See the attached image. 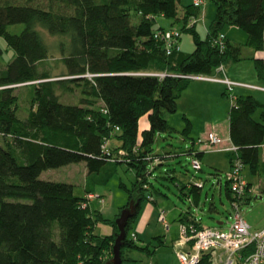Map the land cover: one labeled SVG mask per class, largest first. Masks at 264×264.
I'll use <instances>...</instances> for the list:
<instances>
[{"label": "trees", "instance_id": "obj_1", "mask_svg": "<svg viewBox=\"0 0 264 264\" xmlns=\"http://www.w3.org/2000/svg\"><path fill=\"white\" fill-rule=\"evenodd\" d=\"M45 1L46 8L35 0H0V38L14 53L0 69V264H108L119 233L115 220L132 200L140 204L127 223L121 258L133 262L125 249L152 253L148 249L159 246L143 247L130 233L142 203L153 197L149 176L159 165L150 169L147 158H162L153 153L155 138L173 131L166 115L177 111L178 99L191 82L174 75H211L220 65L243 60L241 47L226 39L223 49L214 45L225 27L241 29L247 34L246 46L263 50L264 0H210L215 17L204 40L195 24L187 27L200 8L189 5L178 19L180 0ZM132 11L140 17L137 25L131 22ZM156 16L181 20L194 50L166 55L163 43L153 38ZM18 24L23 25L21 32L8 31ZM44 33L64 40L62 79L52 80L40 69L49 53ZM3 55L0 45V59ZM255 65L264 79L263 62L256 60ZM19 87L29 94L24 119L18 115ZM75 91L79 104L61 102L63 93ZM143 116L149 127L139 133ZM184 120L182 133L187 135L190 122ZM229 136L243 167L264 179V105L250 95L236 97L229 111ZM112 138L121 148L106 149ZM233 158L230 154V165ZM81 162L88 170L85 196L75 195L72 184L40 179L46 170ZM107 163L123 164L135 174L130 188L120 185L128 203L113 220L92 213L86 199L93 193L89 178ZM200 189L180 187L186 196H197ZM226 193L230 199L227 185ZM98 221L111 225L112 234L97 235ZM201 264H209L208 258Z\"/></svg>", "mask_w": 264, "mask_h": 264}, {"label": "rangeland", "instance_id": "obj_2", "mask_svg": "<svg viewBox=\"0 0 264 264\" xmlns=\"http://www.w3.org/2000/svg\"><path fill=\"white\" fill-rule=\"evenodd\" d=\"M193 1L180 0L177 6L178 19L183 16L185 7L192 5ZM35 3L43 8L47 7L45 0H35ZM215 10V5L210 0H205L203 8L198 10V15L195 18V31L202 40L207 36V28L213 21ZM139 20V15L132 11V24L137 25ZM159 27L180 30L183 55L190 54L194 50L192 35L182 30L183 23L181 20L156 16L154 29ZM22 29L23 25L21 24L8 26V31L11 33H19ZM43 37L48 45L49 53L48 58L40 64V69L48 73L52 80L62 79L65 69L61 58L66 55V52L61 50L60 43H64L62 42L64 40L46 33L43 34ZM0 45L4 49L3 58L0 59L1 69L12 60L14 53L7 49L1 38ZM194 83L195 81L180 98L178 110L166 115L168 124L173 131L158 134L153 144V153L164 157L166 160L164 165L159 166L149 176L152 185L151 190L158 204H152L153 199L145 200L132 225L133 230L138 234L137 237L141 246L150 241L153 243L152 246L159 245L157 240L159 237L157 236L164 239V245H160L153 257V260L158 264H180L176 255L181 239L180 227L183 224L179 222L180 215L190 212L197 220H200L204 227H222L221 229L225 230L233 221L235 213L231 200L226 193L227 174L231 170L229 164L231 153L213 151L212 148L206 149L202 158L190 153L191 148L199 150L205 146L204 141L210 131L218 130L222 139L228 140L230 138L229 111L232 105V97L229 94L222 97L219 91L203 95V92L201 94L195 90L196 86L200 85H194ZM16 94L19 96L20 106L18 115L24 119L29 107L28 90L25 87H19ZM79 99L80 93L78 91L61 95V102L66 104H79ZM260 101L264 105V99ZM259 114L260 110L255 114L256 119L259 118ZM184 117L190 122V131L187 135L182 133L187 124ZM140 129H142L141 126ZM230 145L231 143L228 141L226 144H221L220 148ZM194 158L198 160L201 169L194 167L192 163ZM84 165V162H81L49 169L42 172L40 179L72 184L75 195L83 196L88 174ZM242 171L245 180L252 185L251 188L254 193L251 192L247 201L241 205V216L251 226L252 230H260L264 224V199L256 198L255 192L264 195V179L253 175L248 167ZM134 181V172L128 170L125 165H113L111 163L104 165L101 171L91 175L88 181L93 192L98 193V195L99 193L102 194L104 198L103 204L95 200L91 202V212L103 211L105 218L113 220L117 216L119 208L128 203L127 193L120 185L123 184L130 188ZM183 185H202V189L197 196L190 194L191 199L189 201L187 197L181 194L180 187ZM161 211L165 212V223L158 221V215ZM217 222H221L222 225L218 226ZM111 229V225L101 221L95 225V232L101 237H104L106 232ZM174 238L175 242L173 243ZM128 254L129 252L125 249L124 255L127 256Z\"/></svg>", "mask_w": 264, "mask_h": 264}, {"label": "built area", "instance_id": "obj_3", "mask_svg": "<svg viewBox=\"0 0 264 264\" xmlns=\"http://www.w3.org/2000/svg\"><path fill=\"white\" fill-rule=\"evenodd\" d=\"M205 5V0H195L193 6L195 8H202ZM195 24V17L189 20L187 27ZM181 32L178 29H162L158 28L153 33V38L156 41L162 42L166 55H172L174 52H179V42L181 39ZM225 36L219 34L214 40V45L223 49L225 46ZM215 72H222L224 74V67L220 65ZM146 75H155L163 78L164 73H146ZM91 78V75H87ZM175 77L186 78L189 80H203L209 82H218L225 86L226 92L232 97V105L235 102L233 96L236 87H245L264 90L242 83L230 81L224 74L222 78L211 75H174ZM120 129L115 127V132ZM230 142V146L220 148L221 144ZM205 146L199 150L190 149V153L197 157L200 152H205L206 149L212 148L213 151H222L234 155L231 170L227 174L226 185L229 191L232 207L235 210L233 221L229 226L223 230L219 227H204L200 220L193 217L180 227L181 239L179 241V251L176 255L180 264H201L202 260L206 257L209 264H264V225L260 230H252L249 224L241 216V205L246 202L248 195L253 192V189L245 180L243 175V164L238 158V147L231 141L222 139L221 135L216 131H210L206 140ZM107 155L109 152L105 151ZM119 154L123 155L124 151L119 150ZM164 160V157H148L147 161L150 163V169ZM193 165L197 169H201L197 159H193ZM202 188V185H197ZM254 193V192H253ZM256 193V198L264 199L262 193ZM87 204L93 200L104 203V198L97 194L86 195ZM86 205V204H84ZM158 221L165 223V212L161 211L158 215ZM221 226V225H218ZM130 238L133 241H138L136 233H130Z\"/></svg>", "mask_w": 264, "mask_h": 264}, {"label": "crops", "instance_id": "obj_4", "mask_svg": "<svg viewBox=\"0 0 264 264\" xmlns=\"http://www.w3.org/2000/svg\"><path fill=\"white\" fill-rule=\"evenodd\" d=\"M214 17H213V19H214ZM202 19L204 20L203 14H202ZM195 26H196V23H195ZM226 28H224L221 31V34H223L225 36L226 40L230 44H233L235 46L241 47L242 56H243L244 59L241 60V61H238V62H232V63L226 64V65H223L225 76L232 82L242 83V84H246V85H250V86H254V87H258V88H263L264 89V79H261L258 76L257 70H256V65H255L256 60H260L264 64V48H263V50L258 51V52L253 51L250 47L246 46L247 34L244 31H242L241 29H239L237 27H234V26H229V27H226ZM208 29H209V27L207 28V32H208ZM263 39H264V34H263ZM179 48H180L179 52L182 53L181 39H180V42H179ZM224 74L222 72H214L213 73V75L218 77V78H222L224 76ZM194 81L196 83V84L194 83V85H197V84L200 85V86H196L195 90L197 92H199V93L201 92V94L203 92V95H206L209 92L213 93L214 91L221 92L222 97H226L228 95V93L226 92V88H225V86L223 84L218 83V82H209V81H203V80H191V82H190V84H189V86L187 87L186 90L189 89V87L191 86L192 82H194ZM185 91L182 92L180 98L182 97V95H183V93ZM233 94H234L233 96L235 98L239 97V96L250 95V96L254 97L259 103L262 102V101H260L261 99H264V90L253 89V88L236 87L234 89ZM180 98L178 99V102H179ZM178 102H177V110H178ZM166 119H167V117H166ZM141 123H142V125H141ZM140 126L142 127V129H140ZM148 127H149V123H148L147 116L141 117L140 120H139V133H141L143 130L148 129ZM214 131H216L219 134H221L218 130H214ZM105 147H106V149H109V148H111V149L112 148H118L119 149V148H121V142L119 140L115 139V138H112V139H110V140H108L106 142ZM196 149H197V147H196ZM200 153H201V155H199L197 157L202 158L204 156L205 152H200ZM165 161L166 160L161 161L160 162L161 164L158 163V165L161 166L163 164L162 162H165ZM84 167H85V170H86V164L84 165ZM248 184L250 186H252L250 183H248ZM188 186H190V185H188ZM86 187L87 186L85 184L84 185V192L86 190ZM185 192H187V190ZM85 194L86 193H84L83 196H85ZM93 194H97L98 195V193H96V192H93ZM99 195L103 197L102 194L99 193ZM184 196L187 197L188 200L190 201L191 198H190L189 195L186 196V194H185ZM151 199H153L152 204H154V205L158 204L154 196ZM95 201H97V200H95ZM91 202L89 203L90 206H91ZM99 212L104 217L103 211H99ZM193 217H194L193 214H191L190 212H186V213L180 215L179 222L180 223H186L190 218H193ZM105 219H107V218H105ZM220 225H222V223ZM132 232L136 233L135 230H133ZM111 234H112V229L108 230L106 232V235H104V236H109ZM136 235L138 236L137 233H136ZM157 237H159V239H157L159 241V243H158L159 246L156 247V248H149L148 249L150 252L152 251V253H148V251L139 252V251L127 250L129 252V254L127 255V258H130L131 260H135V261H133V262H123L122 261V264H125V263H127V264H132V263L133 264H158V263H156L153 260V257L157 253V250L160 247V245L161 246L164 245V239L160 238V236H157ZM137 239H138L137 242L139 244V238L137 237ZM174 242H175V238L173 240V243ZM149 244L151 245L153 243L150 241L146 245H149ZM139 245H141V244H139ZM143 247H145V245Z\"/></svg>", "mask_w": 264, "mask_h": 264}, {"label": "water", "instance_id": "obj_5", "mask_svg": "<svg viewBox=\"0 0 264 264\" xmlns=\"http://www.w3.org/2000/svg\"><path fill=\"white\" fill-rule=\"evenodd\" d=\"M139 204V201H130L128 206L121 210L119 217L115 220L119 233L113 245L112 260L108 264H122L121 249L126 238V226L129 219L136 215ZM217 224L220 225L221 222H217Z\"/></svg>", "mask_w": 264, "mask_h": 264}]
</instances>
